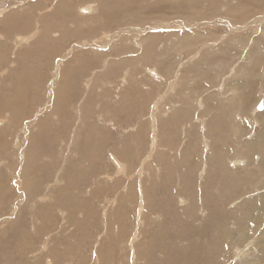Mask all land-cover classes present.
Instances as JSON below:
<instances>
[{"label": "rangeland", "instance_id": "obj_1", "mask_svg": "<svg viewBox=\"0 0 264 264\" xmlns=\"http://www.w3.org/2000/svg\"><path fill=\"white\" fill-rule=\"evenodd\" d=\"M260 98L264 0H0V264H264Z\"/></svg>", "mask_w": 264, "mask_h": 264}, {"label": "bare ground", "instance_id": "obj_2", "mask_svg": "<svg viewBox=\"0 0 264 264\" xmlns=\"http://www.w3.org/2000/svg\"><path fill=\"white\" fill-rule=\"evenodd\" d=\"M56 1V0H55ZM66 1V0H65ZM155 3H157V2H155ZM185 3V2H184ZM113 4V3H112ZM129 4V3H128ZM96 5V4H95ZM94 6V5H93ZM109 7V6H108ZM140 7V6H139ZM147 7V6H146ZM85 8V7H84ZM110 8V7H109ZM138 8V7H137ZM208 8V7H207ZM210 9V8H209ZM213 9V8H212ZM226 9V8H225ZM85 10H89V7H86L85 8ZM112 10V9H111ZM224 10V9H223ZM219 11H222V10H219ZM94 12H96V11H94ZM112 12V11H111ZM200 12V11H199ZM94 14V13H93ZM132 14H133V12H132ZM146 15V14H145ZM148 16V15H147ZM131 17V16H130ZM133 17V16H132ZM124 19V18H123ZM127 19V18H126ZM125 19V20H126ZM180 20H182V19H180ZM218 20V19H217ZM159 21V20H158ZM157 21V22H158ZM202 21V20H201ZM223 21V20H222ZM165 22V21H164ZM106 23V22H105ZM118 23V22H117ZM198 22H196V24H197ZM204 23V22H203ZM216 23H218L217 21H216ZM229 23V22H228ZM113 23H111V25H112ZM183 24V23H182ZM185 24V23H184ZM200 24V23H199ZM202 24V23H201ZM186 25V24H185ZM216 25V24H215ZM115 26V25H114ZM190 26V25H189ZM197 26V25H196ZM202 26V25H201ZM119 27V26H118ZM126 27H129V26H126ZM132 27V26H131ZM222 27V26H221ZM117 28V27H116ZM140 28H142V27H140ZM146 28V27H145ZM123 29V28H122ZM128 29V28H127ZM136 29V28H135ZM120 30V29H119ZM133 30H134V28H133ZM122 31V30H121ZM124 31V30H123ZM204 31V30H203ZM207 31V30H206ZM126 33V32H125ZM99 34V33H98ZM213 33H211V35H212ZM113 35V34H112ZM105 36H109V35H105ZM149 37V36H148ZM178 37V36H177ZM201 37V36H200ZM110 38V37H109ZM108 38V39H109ZM211 38V37H210ZM101 39V38H100ZM112 39V38H111ZM159 39V38H158ZM95 40V39H94ZM110 40V39H109ZM108 40V41H109ZM112 40H114V39H112ZM151 40V39H150ZM86 41V40H85ZM111 41V40H110ZM201 41V40H200ZM112 42V41H111ZM117 42V41H116ZM81 43H83V42H81ZM92 43V42H91ZM184 43V42H183ZM182 43V44H183ZM209 43V42H208ZM75 44V43H74ZM76 45H77V43H76ZM212 45V44H211ZM74 46V45H73ZM85 46V45H84ZM100 46V45H99ZM109 46V45H108ZM181 46V45H180ZM197 46V45H196ZM183 47V46H182ZM77 48V47H76ZM95 48V47H94ZM212 48V47H211ZM72 49V48H71ZM210 50V49H209ZM213 50V49H212ZM194 51V50H193ZM116 53V52H115ZM217 53V52H216ZM71 55V54H70ZM216 54H214V56H215ZM218 56V55H217ZM70 57V56H69ZM110 57V56H109ZM193 57V56H192ZM61 60V59H60ZM105 62V61H104ZM58 65H59V63H58ZM60 65H63V64H61V62H60ZM59 67V66H58ZM56 65H55V68H54V70H56ZM127 68V67H126ZM60 69V68H59ZM62 69V68H61ZM233 70V69H232ZM65 71V70H64ZM130 71V70H129ZM59 72H62L61 70L59 71ZM164 72V71H163ZM233 72V71H232ZM157 73V72H156ZM52 74H54V72L52 73ZM57 74H58V72H57ZM62 74V73H61ZM107 74V73H106ZM53 76V75H52ZM55 77H56V74L54 75ZM55 77H52V78H55ZM59 77V76H58ZM173 79V78H172ZM51 80V79H50ZM52 81V80H51ZM57 82V84H58V79L56 80ZM175 81V80H174ZM61 82V81H60ZM172 82V81H171ZM170 82V83H171ZM48 84V83H47ZM56 84V85H57ZM62 84V83H61ZM88 84V83H87ZM112 84V83H111ZM54 84H52V85H50V87H52ZM169 85V84H168ZM172 85V84H171ZM55 86V85H54ZM60 87V86H59ZM178 87V86H177ZM173 89H174V87H173ZM47 90V89H46ZM51 90H53V88L51 89ZM159 90V89H158ZM48 91V90H47ZM54 91V90H53ZM161 91V90H160ZM160 91H159V93H160ZM175 92V91H174ZM158 93V94H159ZM195 93V92H194ZM193 93V94H194ZM164 94V93H163ZM192 94V93H191ZM49 95V94H48ZM160 95V94H159ZM51 97H52V95H50ZM53 96H54V94H53ZM157 96V95H156ZM158 97V96H157ZM160 97H162V94L160 95ZM169 98V97H168ZM52 99H53V97H52ZM174 99V98H173ZM48 100V99H47ZM51 100V99H50ZM170 100V99H169ZM175 100V99H174ZM178 100V99H177ZM200 100V99H199ZM15 101V100H14ZM16 101H17V99H16ZM49 101V100H48ZM263 102V106H264V101L263 100H261V98L259 99V101L257 102V104H256V108H257V106H258V104L260 103V102ZM202 102V101H201ZM51 103V102H50ZM155 103V102H154ZM172 103H174V102H172ZM203 103V102H202ZM204 104V103H203ZM17 105V104H16ZM49 105V104H48ZM178 105V104H177ZM200 105V104H199ZM155 106V105H154ZM153 106V107H154ZM35 107V106H34ZM151 107V106H150ZM205 108V106H201V108ZM30 108V107H29ZM36 108V107H35ZM157 108V107H156ZM203 108V109H204ZM206 109V108H205ZM40 111V110H39ZM202 111V110H201ZM196 112V111H195ZM203 112H204V110H203ZM47 113H49V112H47ZM40 114V113H39ZM53 114V113H52ZM195 114V113H194ZM9 115V114H8ZM201 115V114H200ZM152 116V115H151ZM220 116V115H219ZM153 117H154V115H153ZM163 117V116H162ZM171 117V116H170ZM169 117V118H170ZM189 117V116H188ZM194 117H195V115H194ZM199 117V116H198ZM203 117V116H202ZM205 117V116H204ZM207 117V116H206ZM35 118H38V116L37 117H35ZM39 118H40V116H39ZM42 118H43V116H42ZM152 118V117H151ZM156 118V117H155ZM154 118V119H155ZM217 118V117H216ZM153 119V120H154ZM203 119V118H202ZM56 120V119H55ZM192 120V119H191ZM218 120H220V119H218ZM32 121V120H31ZM31 121H29L30 122V124H31ZM156 121V120H155ZM198 121V120H197ZM37 122V121H36ZM151 122H153V121H151ZM170 122V121H169ZM185 122V121H184ZM203 122V121H202ZM182 123V122H181ZM205 123V122H204ZM206 124H208V122H206ZM152 125H154V123L152 124ZM200 125H201V122H200ZM31 126V125H30ZM30 126H28V128L30 127ZM204 126H205V124H204ZM206 127V126H205ZM124 129V128H123ZM153 129V128H152ZM157 129V128H156ZM206 129V128H205ZM214 129V128H213ZM209 130V129H208ZM217 130V129H216ZM152 131V130H151ZM156 131V130H155ZM158 131V130H157ZM212 131V130H211ZM152 133V132H151ZM207 133V132H206ZM261 133H263L262 131H260V133H257V135H256V138L258 137V138H260V137H262L261 136ZM205 133H203L202 135H204ZM168 135V134H167ZM192 135V134H191ZM209 135V134H208ZM152 136V135H151ZM156 136V135H155ZM206 136V135H205ZM205 136H202L203 138L205 137ZM207 137L208 136H206V139H207ZM159 138V137H158ZM157 139V138H156ZM209 140V139H208ZM139 142V141H138ZM170 142H171V140H170ZM157 143V142H156ZM261 143H262V141H261ZM207 144V143H206ZM258 144H259V139L257 140H254V141H252V143L250 144V147H259L258 146ZM156 145V144H155ZM205 145V144H204ZM151 147V146H150ZM200 147H201V145H200ZM151 148H149V150H150ZM153 149V148H152ZM205 149V148H204ZM171 150V149H170ZM153 151H154V149H153ZM200 151H201V148H200ZM199 151V152H200ZM209 151H211V150H209ZM184 152V151H183ZM197 152V151H196ZM198 152V154L200 155L201 153H199ZM213 152V151H212ZM147 153H148V151H147ZM204 153V152H203ZM210 153V152H209ZM208 153V154H209ZM186 154H187V151H186ZM152 156V155H151ZM187 156H188V154H187ZM198 156V155H197ZM203 157H204V155H203ZM209 157V156H208ZM211 157V156H210ZM194 158V157H193ZM207 159V158H206ZM222 159V158H221ZM220 159V160H221ZM201 160V159H200ZM211 160V159H210ZM210 163V162H209ZM210 165H211V163H210ZM212 166V165H211ZM202 167V166H201ZM260 167H262V166H260ZM264 167V166H263ZM191 168V167H190ZM200 169V168H199ZM201 170V169H200ZM208 181V180H207ZM254 200H255V202H252L253 203V206H252V208H250V209H247V213L248 214H250V216L249 217H252L253 218V220H252V218H251V220H249L250 222H248V223H253V225H256L257 227H253L252 228V224H245L244 225V227H242V229H243V232L247 235V236H249V235H251L252 234V232H251V230H257L258 228V230L259 231H257V232H259V233H264V224L262 223V221H263V219H264V193L263 194H261V195H259V196H254ZM241 201V200H240ZM243 201V200H242ZM236 203V202H235ZM234 203V205H236ZM251 203V202H250ZM252 205V204H251ZM236 207H238V206H236ZM235 207V208H236ZM196 211V210H195ZM242 212H244V211H242ZM246 216V215H245ZM248 216V215H247ZM245 218V217H244ZM197 219V218H196ZM248 219V218H247ZM250 219V218H249ZM246 222V221H245ZM239 228V227H238ZM244 237V236H243ZM242 240V239H241ZM236 241V240H235ZM253 241H258L259 243H261V246H262V244L264 245V239H258V238H254V240ZM241 245H243V244H241ZM257 246V245H256ZM264 249V248H263ZM245 251V250H244ZM264 252V251H263ZM262 252V253H263ZM242 254V253H241Z\"/></svg>", "mask_w": 264, "mask_h": 264}, {"label": "water", "instance_id": "obj_3", "mask_svg": "<svg viewBox=\"0 0 264 264\" xmlns=\"http://www.w3.org/2000/svg\"><path fill=\"white\" fill-rule=\"evenodd\" d=\"M264 106H263V102L261 101L258 106H257V109L258 110H263Z\"/></svg>", "mask_w": 264, "mask_h": 264}, {"label": "crops", "instance_id": "obj_4", "mask_svg": "<svg viewBox=\"0 0 264 264\" xmlns=\"http://www.w3.org/2000/svg\"><path fill=\"white\" fill-rule=\"evenodd\" d=\"M264 109V108H263Z\"/></svg>", "mask_w": 264, "mask_h": 264}]
</instances>
